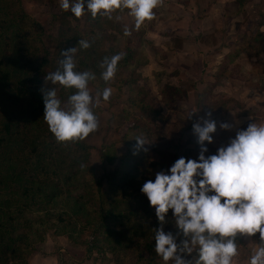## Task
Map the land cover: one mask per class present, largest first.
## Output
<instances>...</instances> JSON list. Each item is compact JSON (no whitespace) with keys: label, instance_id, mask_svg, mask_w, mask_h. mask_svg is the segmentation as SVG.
<instances>
[{"label":"trees","instance_id":"obj_1","mask_svg":"<svg viewBox=\"0 0 264 264\" xmlns=\"http://www.w3.org/2000/svg\"><path fill=\"white\" fill-rule=\"evenodd\" d=\"M245 1H236L240 13L244 11ZM18 4V0H0V264H8L9 261L25 264L26 261L20 255L28 249H34L32 245L37 234L33 229L51 222L62 224L63 228L71 226L74 230L80 226V233L90 229L97 243L101 240L106 244L118 241V247L120 239H124L127 232L132 233L133 226L139 225V230H134L138 235L130 249L133 264H144L147 260L152 264L144 252L151 251L155 242L154 230L161 227V224L156 218L154 225H147L146 220L153 207L141 188L146 181H154L155 177L141 173L140 167L145 161L146 153L141 150L134 155L133 146L137 136L155 142L156 133L152 135V129L160 132L161 126L157 122L164 120L160 104L172 100L173 94L179 97L180 93L184 97L185 91L180 92L176 89L177 86L169 85V88L165 87L168 91L161 93L162 97L151 94V101L146 98L144 88L139 86L133 74L134 70L143 67L145 63L135 64L138 61L135 60L136 54L132 47H128L129 51L125 53L123 49L121 52V47L113 46L106 51L103 42L109 38L114 40L104 27L108 17L98 13L93 18L89 11H85V19L93 26L89 31V38H86L90 47H79L80 36H86L87 33L80 34L75 27L73 36L62 40L61 52L77 47L74 55L77 58L75 70H91L96 74L97 79L89 82L95 92H102L109 86L108 82L111 83V80L104 82L100 78V63L105 57L123 53L115 77L127 89L119 116L123 123L129 124L121 139L125 151L119 154L112 172L102 170V175H98L95 167L86 165L87 147L82 145V141L58 143L43 119L44 103L40 91L45 83L43 75L47 68L58 70L63 57L60 52L52 60L45 55L40 59L36 56L37 49L31 51L28 48L30 44H37L42 48L40 42L43 33L32 18L16 8ZM86 4L85 1V9ZM256 8L263 18L258 23L260 28L264 25V5H257ZM256 33L257 37L249 41L245 50L255 53L253 45L258 42L259 36H264L259 30ZM65 36L66 32H62L59 37L62 39ZM244 48L227 54L225 62L228 64L220 65L216 82L226 73L228 75L229 70H233L230 67L232 61ZM205 87V95L210 96L213 85ZM74 92L75 89L59 85L60 101L68 103L69 96ZM99 99L102 101V97ZM154 102L159 107L153 106ZM199 106H202L200 99ZM214 108L213 104L212 110ZM201 109L199 107L200 112ZM223 109L222 114L225 113L224 106ZM210 110L202 114L211 112ZM187 131L193 133V130ZM187 144L191 145L187 147H190L191 157H181L186 161L195 160L200 151L196 147V138L193 141L189 139ZM177 160L170 162L174 164ZM81 164L85 167L82 168ZM167 167L170 169L169 165ZM157 172L152 174L156 176ZM140 195L147 199V203L141 202ZM56 205L61 208L67 206L71 217L66 211L53 213ZM162 226L165 233L172 232L177 236L179 230L175 225L173 210L167 212ZM245 236L247 235L237 234L238 247L244 245ZM250 237L257 244V233ZM182 239V235L177 236V240ZM38 240L43 241L42 238ZM118 247H112V252H116ZM88 251L91 249L88 248ZM185 256L196 260L198 251L194 249L190 254L185 253Z\"/></svg>","mask_w":264,"mask_h":264},{"label":"rangeland","instance_id":"obj_2","mask_svg":"<svg viewBox=\"0 0 264 264\" xmlns=\"http://www.w3.org/2000/svg\"><path fill=\"white\" fill-rule=\"evenodd\" d=\"M85 1L87 3V0ZM236 1L237 0H162V2L155 9H153L154 18L152 20H146L138 30L135 28L134 18L128 15L129 10L123 8L119 9L112 13V18H108V21L104 25V27L107 28V31L111 33L109 35L114 38V40L109 38V40L103 42L104 49L107 51L112 46L117 48L121 47V52L123 49V53H125L129 51L128 47H132L134 53L136 54L135 60L138 61L135 64H146L148 62V58H157L159 61L164 58L160 56V52L149 46L150 42L145 38L147 37L148 32L154 31V28L158 26L159 22L163 23L165 26V28L161 30L160 33H167L166 29L168 24L171 22V18L177 16L181 21L178 22L176 27H180L181 31L188 33V40L190 36H192L191 33H200V31H203V36L200 34H195V36L199 35L198 39L205 41L206 38L204 36L212 33L215 26V22L211 16L212 12H215V10H221L223 17L220 19L218 26L220 30V36L218 37L217 43H219V45L221 43L223 45H229V50L233 51L235 48L238 49L239 47L245 46V44H247L244 41L245 35L249 37V40L257 37V33L255 32L256 27L258 26L259 21H262L263 18L257 13L256 6L264 5V0H246L244 3V11L240 13ZM18 2L19 4L16 6V8L22 10L30 18H32L39 25L40 30L43 33L42 41L40 42L42 48H40V46L37 44H30L28 46L31 51L37 49L38 53L36 56L40 59L43 58L44 55L49 60L54 59L58 53L61 52V48L63 46L61 44L62 40L65 41V39L68 40V38H71L73 36V29L75 27L77 29L76 31H78L80 34L87 33L86 36H80V40H87L86 38H89L90 36L89 31L93 26L85 19V14L80 18H76L71 13L70 9L68 11L61 9L60 0H18ZM213 4H216L215 10L212 8L209 9L208 7L212 6ZM163 5L166 7L170 6V8H176L177 14L174 13V16H161L160 13ZM225 12L227 13L225 14ZM195 13L196 15H194ZM222 13H220L218 16L221 17ZM197 15L200 22L195 20ZM232 15H234L239 20V23L234 22V24L239 25L238 28H236L235 25L230 27V24L227 28L229 20H231L233 24V20L230 18L235 17ZM237 15L239 17H237ZM222 25L223 27H221ZM125 27L130 30L131 35H124ZM116 30L117 32L115 33ZM226 31H231L232 34H228ZM62 32H66V36L61 39L59 36ZM156 33H158V31H156ZM92 34L97 35L96 32H92ZM179 37L180 36L173 34L166 36V38L170 39L172 45L167 47L169 50L170 48L174 49L176 45H182V42L181 45L180 42H178V39H180ZM258 41H260V43L261 41H264V36H259ZM214 42L216 43V40ZM256 44L257 43H255L253 46H256ZM122 46H124L125 49ZM196 50L202 55L206 53L204 48L200 49L197 47ZM253 51H256L255 47H253ZM255 53H257L258 56L260 55L258 52ZM73 58L74 63L76 64V56ZM259 60L264 62V57L260 58ZM164 61L165 60H163L161 63H164ZM260 61H258V59L255 61L254 59L252 62L255 64ZM194 62L195 64L191 65V67L194 66V69H191V73H188V75L191 74L195 77L194 82H192L193 85L190 86L189 84H184L180 87L177 86L176 89L178 91H185V96L183 97L179 93V97H177L176 94H173L171 96L172 100H166L163 102V107H165V110H162L164 120L157 122L160 123L159 127L161 126L160 132L157 133L155 132V129H152V135H155L156 133L157 139H155L154 143L148 139L146 140L148 144L144 145V148H147L148 151L145 152L146 158L143 162V165L140 167V171L144 175H148L153 178L155 177V174H152L153 172L162 171L164 169H168L167 172H164L166 174H170V172H168L169 168L167 167V165H169L170 168L173 166V163L170 161L173 159H179L183 155H187V157L190 158V147H187L191 145H188L187 143H189V139H192L193 141L196 137L191 131H187V129L192 130L194 123L200 121L202 117L205 118V114L202 113L210 109L212 116H214L212 112L213 104L219 105L224 102V95H216L215 97L205 95L206 87L203 84L205 82L202 80L204 75V70L202 67H206V62L203 60L201 61L202 63H196L197 61ZM263 62L262 64L258 63V68L261 72L264 70ZM139 69L134 70V78L138 80L139 86L144 88V96L150 101L151 94L154 97L156 95L162 97L163 95H161V93H163L165 90L168 91L167 88L170 87L169 85H175L172 81H165V78L163 83L162 81L160 83L158 82L160 80L159 77H154L155 79L149 80L138 71ZM45 70V74L43 75L44 77L49 73L55 72L54 69L47 68ZM174 71H178V69H175ZM233 72L234 71L232 69L229 70L228 75L232 76ZM155 73H163L164 76L166 75L163 71H157ZM181 77L183 80L186 79V75H181ZM252 77L254 76L249 75L247 79H252ZM184 81L186 82L187 80ZM199 81H201V83H199ZM225 82L226 80L224 81L223 78H221L218 80V86H223ZM241 82L243 85H253L251 83L246 84L244 80ZM108 84V88L112 89V94L109 100L103 101L102 99L101 101L99 99L100 102L98 104L93 103L92 105L93 111L99 119L98 130L90 133L89 136L81 142L83 146L87 147L88 155L86 165L89 167H95V172L98 175H102V170L106 172H112L114 165L118 160L119 154L125 151V148L121 144V139L124 130H126L129 125L123 123L122 118L119 117L122 113V105L124 104L125 97L127 95V89L119 83V80L117 81L115 76L111 80V83L108 82ZM164 85H166V89ZM194 85L199 86L196 88ZM44 86L55 88L57 91V97L60 99L58 83L52 84L51 81H48L46 85L43 83L42 87ZM89 91L95 101L97 99V92H95L90 86ZM200 93L202 95L204 94L206 99L205 96H202ZM226 97L231 96L228 95ZM199 99L202 106H199ZM61 106L67 109L68 103L61 102ZM153 106L159 107V104L154 102ZM199 107L202 108L201 112L199 111ZM171 108H173L172 111L170 110ZM178 108L182 110H176ZM219 108L223 109V105H219ZM241 108H243L242 105L238 104L235 99H231L227 104L224 114L228 113L226 111H234L235 109ZM252 113L255 114L256 112ZM223 118L224 116L222 117V120ZM212 136L213 142L211 144H207L206 142L207 148L211 149L210 152L207 151L208 153H205L206 157L215 155V150L212 149L213 143L217 142L219 145H221L225 140L223 132L216 131L214 134H212ZM196 147H199V145ZM110 158L112 159L110 160ZM195 160L198 161V158H195ZM212 194L214 193H209V195ZM139 199L143 204L147 203V199L143 195H140ZM55 207L56 208L53 209V213L60 214L61 212L66 211L67 215L71 217V212L67 206L61 208L59 205H56ZM156 218L157 216L155 209L151 208V214L146 220L147 225H154L156 223ZM63 227L64 226L62 224L51 222L45 224L44 226L34 228L33 231L37 234V238L32 245V248L34 249L32 251L28 249L23 252V255H20L26 261L25 264H133L134 260L132 259L133 256L130 252V249L138 235V233H135L134 230L138 231L139 225L133 226V232H127L124 236V239H120L121 241L119 247L118 241L116 243L106 244L101 240L99 243H97L92 236L90 229L80 233L78 230L80 226H78V229L75 230L71 226L65 228ZM39 238H42L43 241L40 242L38 240ZM257 240L258 241L256 242L259 244V233H257ZM177 243L179 244L180 240H177ZM112 247H114V249L118 247V250L116 252H112ZM88 248L91 249V251H88ZM249 254L251 258L252 250L249 252ZM144 255L151 260L152 264H174L173 261L165 262L162 257L156 253L155 242H153L151 251L144 252ZM247 255L248 251L244 245L239 246L238 254L233 258L232 264H250V261L247 260ZM182 258L189 261H194L192 258L185 256V254H183ZM8 264H17V262L13 263L12 261H9ZM144 264H150V261L147 260Z\"/></svg>","mask_w":264,"mask_h":264},{"label":"clouds","instance_id":"obj_3","mask_svg":"<svg viewBox=\"0 0 264 264\" xmlns=\"http://www.w3.org/2000/svg\"><path fill=\"white\" fill-rule=\"evenodd\" d=\"M162 0H60L64 11L80 18L89 11L93 18L97 14L112 18V13L127 9L134 18L138 30L146 20L154 18L155 9ZM124 35H131L125 27ZM80 48L88 49L87 40H79ZM77 47L61 52L60 68L45 76L48 81L68 89H75L68 98V107L61 106L55 88L42 87L44 116L49 131L58 143L82 141L98 130L99 119L94 113L93 103L99 98L108 101L111 88L97 92L94 101L89 91V82L97 79L91 70L76 71L74 54ZM123 53L105 57L100 63V78L112 80ZM193 124V135L200 151L197 160L181 157L171 168L170 174L156 173L155 180L146 181L141 192L145 194L161 227L155 229V251L165 262L174 264H232L238 254L237 234L254 236L260 234V243L250 258V264H264V124L251 123L246 130L236 132L226 147L217 154L205 156L206 146L213 142L217 121L212 113L205 114ZM221 130H230L227 122L219 124ZM133 154L148 151L147 141L137 136ZM81 167L85 165L81 164ZM199 178V179H196ZM209 193H214L209 195ZM223 200V203H222ZM173 210L177 236L184 239L177 243V236L165 233L163 223L169 210ZM198 251V259L189 261L182 258L185 253Z\"/></svg>","mask_w":264,"mask_h":264},{"label":"crops","instance_id":"obj_4","mask_svg":"<svg viewBox=\"0 0 264 264\" xmlns=\"http://www.w3.org/2000/svg\"><path fill=\"white\" fill-rule=\"evenodd\" d=\"M215 6L216 4H213L212 6L208 8L209 9L212 8L215 10ZM164 7H165V10H164ZM176 10H177L176 8H173V7L170 8V6L166 7L165 5H163L160 15L163 17H165V15L174 16V13H176ZM220 13H222L221 10L219 11L215 10V12H212L211 16L213 17L212 19L215 22V26H214L212 33H209L206 36H204L206 38L205 41L198 39L199 35L195 36V34H200L203 36L202 34L203 31H200V33H196V32L191 33L193 32L191 31L192 29L190 30L191 31L190 33L192 36H190L188 40V37H189L188 33L181 31L180 27H176L178 22L181 21L180 19H178L177 16L171 18V22L168 24V27L166 29L167 33L165 32L160 33L161 30L165 28V26L163 23L159 22L158 26L154 28V31L148 32L147 37L145 38L150 42L149 46L155 49L156 51L160 52L161 54L160 56H162V58L164 59H161L158 61L157 58L156 59L148 58V62L145 64V66H143L142 68L138 70L141 74H143L145 78H148L149 80L155 79L154 77H159L160 78V80L158 81L159 83L161 81L163 83L164 78H165V81H168V80L172 81L178 87L184 84H189L190 86H192L193 85L192 82H194L195 77L191 74L188 75V73H191V69H194V66L191 67V65L195 64L194 61H197L196 63L198 62L202 63L201 62L202 60L206 62V67L205 68L202 67V69L204 70V75L202 77L203 78L202 80L205 82L203 84L206 86L213 85V90H212L210 97L212 96L215 97L216 95L218 96L224 95L223 106L225 110L228 104L227 101L229 99L230 100L235 99L238 102V104L242 105L243 107L241 109H235L234 111H226L228 112L227 114H222V110L224 109L219 108V105L221 104L219 105L214 104L215 108L212 110L214 116H211V119H214L215 121H217V131L223 132L225 136V140L221 144L223 146L219 145L217 142L212 144V149L215 150V154H217V150L219 148L226 147L229 144L230 140L235 138L237 131L246 130L248 125L254 122L257 124H264V70L261 72L260 69L258 68V65L262 64L263 62L262 60L261 62L259 59L264 57L262 56L264 55V44H263L264 41H261V43L260 41H258L256 46H254L256 48L255 52L260 53V55L258 56L257 53L253 54L251 50L249 51L245 50L244 47L247 46V44L250 41L248 39L249 37L245 35L244 41L247 44H245V46H241L238 48V49L244 48V50L241 51L239 56L233 59L232 64L230 66L231 68H233V71H234L233 75L228 76L226 73L225 76L222 77L224 81L226 80V82L224 83L223 86H220V85L218 86V81L216 82V79L218 78V75L220 72L219 71L220 65L228 64V62H225L227 58V54L233 53L238 50L237 48H235L233 51H230L229 45H223L222 43L219 45V43H217L218 37L220 36V30L218 26L220 23V19L223 17V13L221 17L218 16ZM226 13L227 12H225V14ZM194 15H196V13ZM232 16L235 17L234 15ZM237 17L239 16L237 15ZM230 19L233 20V24H232V21L229 20V23L227 24V28L229 27V24H230V27L232 25H235V27L238 28L239 25L234 24V22L239 23V20L236 17L230 18ZM195 20L200 22L198 20V15ZM194 24H195V21H194ZM221 27H223V25ZM257 30H259L261 33H264V25L260 28L257 26L255 32H257ZM156 31H158V33H156ZM227 33L232 34L231 31ZM172 34L180 36L179 37L180 39H178V42H180V45L182 42V45L181 46L176 45L174 49L170 48L169 50V48L167 47H170L171 41L169 38H166V36L172 35ZM215 40H216V43L214 42ZM196 46L200 49L204 48L206 53H204V55L199 54L198 53L199 51L197 52L196 50L197 48ZM254 59L255 61L256 59H258V61H260L258 62L259 64L258 63L253 64L252 61ZM163 60H165L164 63H161ZM175 69H178L176 74L174 71ZM157 71H161V72L163 71L166 75L164 76L163 73L162 74L160 73L161 75L156 74L155 72ZM181 75H186V79H184V80H187L186 82L183 80ZM249 75L254 76V77H252V79L251 78L247 79ZM167 78H170V79H167ZM243 80L245 81L246 84L251 83L253 85L251 86H249L248 84L243 85V83L241 82ZM248 80H251V81H248ZM165 84H168V83H165ZM165 86L166 85H164V87ZM194 86L197 88V86L199 85H194ZM228 95L231 97H226ZM163 105L164 103L163 104L161 103L160 107L162 110L163 109L165 110V107H163ZM172 109L173 108H171L170 110L172 111ZM176 110H182V109L178 108ZM252 112H256V113L254 114ZM223 116L224 118L222 120ZM204 117L207 118L206 116ZM221 122L229 123L232 126L231 129L221 130L219 127V124ZM210 150L211 149H208V152H210ZM244 247L248 251L247 260L250 261L249 252L252 250V255H253L254 252L256 251V247L258 248V244L252 242L250 236H245Z\"/></svg>","mask_w":264,"mask_h":264}]
</instances>
